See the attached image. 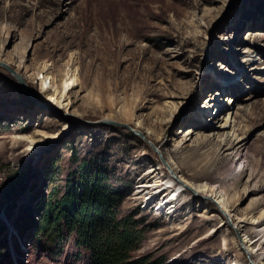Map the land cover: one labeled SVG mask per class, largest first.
I'll list each match as a JSON object with an SVG mask.
<instances>
[{
	"label": "rangeland",
	"instance_id": "obj_1",
	"mask_svg": "<svg viewBox=\"0 0 264 264\" xmlns=\"http://www.w3.org/2000/svg\"><path fill=\"white\" fill-rule=\"evenodd\" d=\"M0 52L27 86L0 67V264H90L41 228L84 167L143 232L135 260L255 264L247 237L264 264V0H0Z\"/></svg>",
	"mask_w": 264,
	"mask_h": 264
},
{
	"label": "trees",
	"instance_id": "obj_2",
	"mask_svg": "<svg viewBox=\"0 0 264 264\" xmlns=\"http://www.w3.org/2000/svg\"><path fill=\"white\" fill-rule=\"evenodd\" d=\"M81 181L57 204L51 205L41 220L44 235L51 242L75 235L77 245L84 248L90 264H162L134 259L144 238L132 220L119 219L113 209L115 190L103 184L97 175L81 170ZM29 213L23 220L29 224Z\"/></svg>",
	"mask_w": 264,
	"mask_h": 264
},
{
	"label": "bare ground",
	"instance_id": "obj_3",
	"mask_svg": "<svg viewBox=\"0 0 264 264\" xmlns=\"http://www.w3.org/2000/svg\"><path fill=\"white\" fill-rule=\"evenodd\" d=\"M1 54V52H0ZM2 58L0 63H4V64H9L12 69H14L13 65L16 63L13 58H11L10 56L5 57V56H1ZM1 67V66H0ZM2 67V70L5 73H9L10 71H8L7 69H5ZM11 74V72H10ZM6 75V74H5ZM9 75V74H7ZM6 75V76H7ZM45 79V77H43V80ZM46 83V82H45ZM44 84V83H43ZM71 85H73V81L70 83V80L65 82V91H67L68 89H70ZM213 96H211L212 98ZM211 100V99H210ZM211 102H215L214 99H212L210 101ZM231 102V100H230ZM211 108V107H210ZM206 109V108H205ZM204 109V110H205ZM220 109V108H219ZM235 124V117H234V112H233V108L228 109L225 118L222 121H219L215 124L214 126V130L212 131V134L214 137L216 136L218 139H223V140H227L228 137H232L233 135V129H234V125ZM163 157V156H162ZM164 159V158H163ZM168 165V164H167ZM169 167V166H168ZM169 169L171 170V173L173 175H176L177 172H175V170L173 169V167H169ZM177 176V175H176ZM179 178L178 182L182 183L184 186L190 188L193 190L194 194L196 196H198L201 199L207 200L209 199V197H207V195L205 196L204 192L207 191V185L206 186H201V185H197L195 183H191L189 181H187L185 178H183L182 176H177ZM158 191L155 189L152 196H154V194H157ZM152 198V197H151ZM211 199H209L212 203H214L216 206H221L222 209H224L226 212L229 213V201L226 197L225 194L220 193L218 190L214 189L213 193L210 196ZM167 203V202H166ZM162 205H160V209L166 210L168 209V207H162ZM264 219V214L259 216L258 218H255V221H261ZM242 250L245 252L247 258H249L251 261H253L255 264H260L259 260V255L256 256V253L253 249V245L251 244V242L248 240L247 237H245L244 242L242 243ZM263 255V254H261Z\"/></svg>",
	"mask_w": 264,
	"mask_h": 264
},
{
	"label": "water",
	"instance_id": "obj_4",
	"mask_svg": "<svg viewBox=\"0 0 264 264\" xmlns=\"http://www.w3.org/2000/svg\"><path fill=\"white\" fill-rule=\"evenodd\" d=\"M0 66L7 69L8 71H10L12 74H15V76L17 77L19 83L25 88L27 89L26 83L24 81V79L17 73L14 72V69H12L11 67H9L7 64L4 63H0ZM112 124L118 125V126H123L120 123H116V122H111Z\"/></svg>",
	"mask_w": 264,
	"mask_h": 264
}]
</instances>
